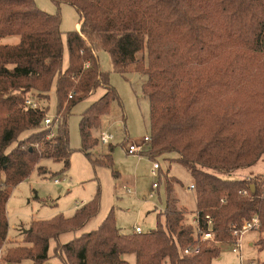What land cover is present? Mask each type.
Returning a JSON list of instances; mask_svg holds the SVG:
<instances>
[{
	"label": "trees",
	"instance_id": "trees-1",
	"mask_svg": "<svg viewBox=\"0 0 264 264\" xmlns=\"http://www.w3.org/2000/svg\"><path fill=\"white\" fill-rule=\"evenodd\" d=\"M52 1L58 6L53 14L35 0H0V248L7 244V203L14 188L35 171L46 175L45 159L62 162L64 171L70 168L69 117L101 85L106 93L80 120L82 150L94 165L114 166L112 144L102 157L90 152L100 140L92 131L119 99L109 72L100 67L98 53L106 52L116 72L147 75L142 91L149 98L151 140L142 154L156 160L175 153L172 160L189 170L201 230L198 235L186 222L175 191L178 179L159 173L157 188L163 176L166 194L158 215L164 222L156 229L124 233L111 210L98 228L58 243L55 255L64 264H131L129 253L135 264H212L221 255L215 242H232L233 232L255 217L257 245L264 249V173L223 176L264 156V0ZM63 3L75 6L82 22L80 31L65 33V68ZM13 36L20 37L18 43H3ZM53 89L57 113L47 124L49 105L32 109L25 101H49ZM100 206L98 192L73 216L33 220L23 243L7 247L5 260L44 264L50 241L82 228ZM209 231L213 240L202 241ZM193 245L199 252L185 254Z\"/></svg>",
	"mask_w": 264,
	"mask_h": 264
},
{
	"label": "rangeland",
	"instance_id": "rangeland-1",
	"mask_svg": "<svg viewBox=\"0 0 264 264\" xmlns=\"http://www.w3.org/2000/svg\"><path fill=\"white\" fill-rule=\"evenodd\" d=\"M35 1L38 7L47 13L53 14L58 11V6L52 0ZM60 13L61 29L64 32L63 67L65 68L69 60L65 33L76 30L75 24L80 18V13L75 6L68 3L61 4ZM19 40V36H13L3 43L16 44ZM98 56L100 67L103 71L109 72L110 84L116 88L119 99L111 103L109 112L101 117L100 127L94 129L92 134L98 140L102 133L113 135L110 144L114 146V166L94 165L82 150L80 120L83 112L106 93L107 88L101 85L94 93L76 104L69 117L70 142L74 150L70 168L64 171L62 162L45 159L43 164L48 167L49 172L44 176L39 175L37 171L33 172L11 193L7 203L9 220L7 244L0 248L2 253L0 264H34L32 260H24L20 263L7 262L5 260L7 247L23 243L24 231L33 220H46L57 214L73 216L77 202L80 205L87 203L98 192H100L101 205L99 214L79 230L64 233L58 240L52 239L49 258L44 264H64L59 254L55 255V246L98 228L111 210L114 211L118 227L124 233H134L135 227H141L143 232L156 229L160 222H164V218L161 216L159 219L158 215L164 211L166 194L163 176H161L160 188H153V183L159 181V173L163 175L168 172L170 176L178 179L175 191L179 206L186 210V222L195 227L197 199L196 190L192 188L194 179L185 166L172 160L176 154L167 153L152 160L145 154L130 153L128 150L131 144L143 145L144 137L150 132L149 98L142 91L147 75L135 71L116 72L108 53L99 52ZM41 103L44 107L49 105L48 116L51 118L56 116L58 102L55 89L50 92V100H42ZM28 133L29 131L24 132L21 137ZM110 144H104L99 140L98 145L90 150L93 158L108 153ZM156 161L161 168L157 171V176H154L152 169ZM114 171H118V175H115ZM258 173H264V156L253 166L223 176L227 179H241ZM62 176H65V181L56 185L53 179ZM259 238L260 232L256 228L244 231L240 235L242 247L239 253L232 251L233 241L215 242L221 250V255L215 258L212 264H264V249L257 245ZM125 257L131 264L136 263L134 253H129Z\"/></svg>",
	"mask_w": 264,
	"mask_h": 264
},
{
	"label": "built area",
	"instance_id": "built-area-1",
	"mask_svg": "<svg viewBox=\"0 0 264 264\" xmlns=\"http://www.w3.org/2000/svg\"><path fill=\"white\" fill-rule=\"evenodd\" d=\"M25 105L26 107H29V108H32V109H44V106L42 105L41 101H39L38 99L34 98V97H29L26 99L25 101ZM52 118L50 116H47L46 119H45V123L49 124L51 122ZM113 139V135L112 134H107V133H102L101 137H100V141H102L104 144H110L111 143V140ZM150 136H145L144 137V144L143 145H138V144H131L129 146V152L130 153H136V152H140L142 153L144 150H146L150 142ZM144 146V147H142ZM160 169V164L159 162H155L154 165H153V169H152V174L154 176H157V171ZM65 176H62L60 178H55L53 179V182L56 184V185H60L62 184L64 181H65ZM158 187V184L157 182H154L153 183V188L154 189H157ZM192 188H194V185H192ZM246 192L243 191L241 192L242 195H244ZM196 220L194 221L195 222V230L198 233H200V230H201V227L199 225V220H198V213H196L195 215ZM209 218V216H207ZM211 219H209V224H211ZM259 224V218L258 217H255L253 218L251 221L249 220H246L242 227L240 229H237L233 232V235H234V240L232 242V251L234 253H239L241 251V247H242V241L240 239V235L246 231V230H249V229H254L258 226ZM143 232V229L141 227H135L134 228V233L136 234H140ZM199 235V234H198ZM213 240V234L212 232H206L204 234H201V240ZM2 252V251H1ZM199 252V245H193V246H189L187 248H185L184 250V253L187 254V255H192V254H195V253H198ZM2 255V253H0V256Z\"/></svg>",
	"mask_w": 264,
	"mask_h": 264
},
{
	"label": "crops",
	"instance_id": "crops-1",
	"mask_svg": "<svg viewBox=\"0 0 264 264\" xmlns=\"http://www.w3.org/2000/svg\"><path fill=\"white\" fill-rule=\"evenodd\" d=\"M80 19V18H79ZM81 21L80 20H78L77 22H76V24H75V28L77 29V30H79L80 31V29H81ZM11 38H13V37H7V38H5L3 41H8V40H10ZM5 43H7V42H5ZM160 168H161V165H160ZM158 189V188H157ZM83 205V203L80 205V203H78L77 202V208L78 207H80V206H82ZM76 208V209H77ZM197 213V212H196ZM196 213H195V215H196ZM90 221V220H89ZM88 223V222H87ZM121 229V228H120Z\"/></svg>",
	"mask_w": 264,
	"mask_h": 264
}]
</instances>
